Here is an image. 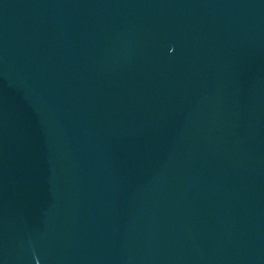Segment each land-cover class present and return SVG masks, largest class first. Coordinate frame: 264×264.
Wrapping results in <instances>:
<instances>
[{
	"label": "water",
	"instance_id": "water-1",
	"mask_svg": "<svg viewBox=\"0 0 264 264\" xmlns=\"http://www.w3.org/2000/svg\"><path fill=\"white\" fill-rule=\"evenodd\" d=\"M0 264H264V0H0Z\"/></svg>",
	"mask_w": 264,
	"mask_h": 264
}]
</instances>
